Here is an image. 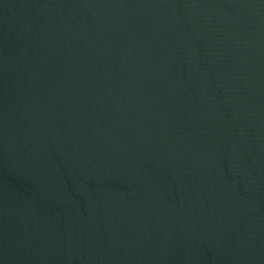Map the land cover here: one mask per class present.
<instances>
[{
    "label": "water",
    "instance_id": "95a60500",
    "mask_svg": "<svg viewBox=\"0 0 264 264\" xmlns=\"http://www.w3.org/2000/svg\"><path fill=\"white\" fill-rule=\"evenodd\" d=\"M0 264H264V0H0Z\"/></svg>",
    "mask_w": 264,
    "mask_h": 264
}]
</instances>
